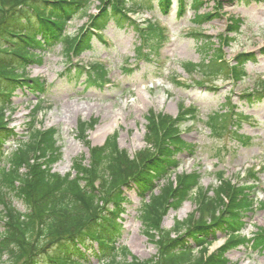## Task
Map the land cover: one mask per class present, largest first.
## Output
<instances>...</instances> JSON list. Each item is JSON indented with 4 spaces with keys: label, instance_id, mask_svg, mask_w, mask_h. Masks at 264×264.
Returning <instances> with one entry per match:
<instances>
[{
    "label": "trees",
    "instance_id": "1",
    "mask_svg": "<svg viewBox=\"0 0 264 264\" xmlns=\"http://www.w3.org/2000/svg\"><path fill=\"white\" fill-rule=\"evenodd\" d=\"M178 1L181 10L184 0ZM157 4L168 9L171 1L157 0ZM87 5L88 0H0V264H90L89 256L98 264H230L227 254L237 246L251 244L253 249H264V227L258 228L250 239L240 234L246 215L257 206L264 209L262 203L257 205L254 200L257 172L253 170L245 174L242 184L218 173L214 189L202 188L196 172L177 175L175 181L165 178L158 195H151L157 188L156 182L178 167L176 155L192 148L180 137L179 126L195 118L194 108L180 104L175 119L149 112L145 118L146 146L132 158L117 148L114 136L108 137L102 147H91L85 132L94 121H79L77 133L88 147L89 158L88 165L74 162L73 178L70 173L61 177L51 172L60 157L54 130L38 131L32 119L29 137L21 141L7 128L5 114L11 92L22 87L34 93L43 91L42 83L29 81L23 75L36 50L47 51L62 44L68 59L78 57L90 48L94 35L91 29H99L110 19L120 26L123 22L134 24L126 15L131 10L128 0H100L99 15L90 17L91 29L81 28L77 35H67V21L87 9ZM211 18L209 14L199 15L195 23ZM237 29L234 21L229 31ZM149 30L156 28L149 25L139 33L146 38ZM251 58L250 54L239 55L231 67L222 65L223 62H215L208 69L201 65L202 73L215 74L230 68L227 74L240 81L241 65L253 61ZM196 68L200 69L184 65L188 74ZM106 75L103 66L94 64L87 72L88 83L102 84L107 81ZM251 92L245 96L247 101L262 99L264 80H257ZM235 122L223 114L219 119L211 117L208 126L211 133L220 136L222 130L218 128L225 129ZM11 139L18 145L4 156L1 148ZM5 191L23 203L25 212L14 208ZM130 191L140 199L138 220L144 236L156 248V256L143 262L118 260L127 254L116 243L122 228L120 216ZM189 199L194 201L195 211L185 220L175 222L171 230L162 229L165 215L170 210L177 211ZM218 232L223 233L226 242L207 255L206 247ZM199 244L205 247L195 257L193 249Z\"/></svg>",
    "mask_w": 264,
    "mask_h": 264
},
{
    "label": "rangeland",
    "instance_id": "2",
    "mask_svg": "<svg viewBox=\"0 0 264 264\" xmlns=\"http://www.w3.org/2000/svg\"><path fill=\"white\" fill-rule=\"evenodd\" d=\"M133 1L129 0V3ZM146 1L136 0L141 3ZM192 1L185 0L186 12L179 17L176 0H173V7L167 14L157 7L155 0L152 1V10L131 14L130 18L140 28H145L147 21H151L162 30L161 34L149 30L145 42L142 34L136 33L131 25L125 24L120 28L112 21L105 24L99 31L102 40L95 38L91 51L84 53L78 61L80 66L93 63L105 66L108 82L102 86H86L85 74L76 75V61L74 64L67 62L61 46L39 54L37 59L40 63H31L25 74L28 79L44 81L46 91L40 96L42 101L39 103L28 89H18L13 93L11 108L14 111L9 116L10 128H14L16 134L23 137L21 139L29 134L27 122L31 117L38 129L54 128L61 158L53 166L52 172L63 176L72 173L73 163L79 158L87 163V148L78 139L76 131L79 121L86 124L94 121L92 129L86 132L91 146H100L108 136L115 135L118 149L132 156L145 146L143 138L147 113L151 110L175 117L178 105L183 103L196 107L197 117L180 127L183 140L193 145V149L190 154L182 151L177 155L180 161L177 174L197 171L201 175L203 188H215L216 172L223 171L227 178L239 182L246 169L264 167V98L250 107L241 102L242 95L254 80L264 79V1L200 0L202 5L198 11L201 14L214 13L216 5L219 2L222 5L216 12L218 15L202 25L200 32L204 37L222 34L223 47L219 51L224 61L232 62L240 53L252 52L254 56L251 58L253 61L243 65L245 77L241 82L228 80L224 74H220L210 80L204 79L203 86L192 83L191 80L197 81L201 76L196 73L189 78L182 64L208 62L217 42L214 40L205 45L204 37L196 39L190 35L194 27ZM98 2L90 0L88 15L98 14ZM88 15H76L68 22L67 32L74 34L86 25ZM230 19L239 20L240 28L237 34L228 36ZM137 47L142 52V58L137 56ZM215 53L218 52L215 50ZM209 66L206 65V69ZM38 105L36 114H30ZM232 107L236 108L233 111H240L248 117L243 120L239 130L240 135L249 138L245 143L231 135L212 137L207 129L206 122L212 114L231 110ZM14 148L15 143L11 141L5 144L3 151L7 154ZM259 182L254 197L261 204L264 203V173L259 176ZM5 195L19 212L25 211L23 203L12 193L5 191ZM127 198L129 202L125 206L117 246L125 248L139 261L148 260L156 250L146 240L138 220L139 199L134 191L127 192ZM190 200L177 211L168 212L161 227L169 230L175 222L185 220L195 209L194 201ZM244 221L242 235L250 238L258 227H264V209H253ZM2 231L3 225L0 223V233ZM215 236L216 239L206 248L207 255L226 242L223 233L218 232ZM204 247L205 244H199L197 249H193V255L197 257ZM227 258L232 264H264V249H253L250 245L237 246L228 252ZM118 260L123 261L124 258ZM90 263L98 264L93 259Z\"/></svg>",
    "mask_w": 264,
    "mask_h": 264
},
{
    "label": "bare ground",
    "instance_id": "3",
    "mask_svg": "<svg viewBox=\"0 0 264 264\" xmlns=\"http://www.w3.org/2000/svg\"><path fill=\"white\" fill-rule=\"evenodd\" d=\"M217 249H218V248H217ZM217 249H216V250H217Z\"/></svg>",
    "mask_w": 264,
    "mask_h": 264
}]
</instances>
